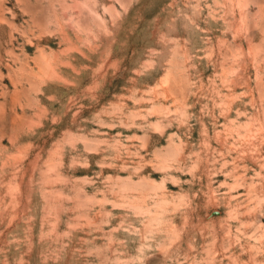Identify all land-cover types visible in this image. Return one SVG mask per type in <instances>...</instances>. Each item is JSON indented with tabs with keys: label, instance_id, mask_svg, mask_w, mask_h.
<instances>
[{
	"label": "rangeland",
	"instance_id": "obj_1",
	"mask_svg": "<svg viewBox=\"0 0 264 264\" xmlns=\"http://www.w3.org/2000/svg\"><path fill=\"white\" fill-rule=\"evenodd\" d=\"M0 264H264V0H0Z\"/></svg>",
	"mask_w": 264,
	"mask_h": 264
}]
</instances>
